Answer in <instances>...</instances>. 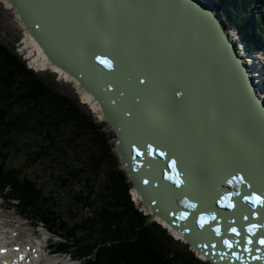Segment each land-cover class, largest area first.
Instances as JSON below:
<instances>
[{"label":"water","instance_id":"95a60500","mask_svg":"<svg viewBox=\"0 0 264 264\" xmlns=\"http://www.w3.org/2000/svg\"><path fill=\"white\" fill-rule=\"evenodd\" d=\"M7 1L48 61L74 77L99 103L115 136L113 152L141 202L214 264H264V245L258 243L264 237V208L259 205L246 201L244 213L231 218L215 195V201L203 200L212 208L197 203L198 214L192 213L193 217L191 208L183 224L164 205L170 194L182 197L187 183L181 179L178 184V176L170 185L162 174L170 169L176 176L182 167L186 169L172 165L185 158L177 142H183L181 129L188 122L186 97H201L191 104L192 114H205L208 121L215 117L233 122L235 115L244 125L254 124V151L264 155V101L228 38L224 20L200 0H165L162 10L154 0H147L145 15L136 13L144 7L140 0ZM183 12L202 30L191 27L195 25ZM202 34L211 42V54L198 53L196 41ZM248 185V190H239L240 198L254 190L264 198L259 192L264 186ZM189 221L199 229L187 228ZM251 224L261 227L249 233ZM232 227L240 236L230 231ZM225 239L234 247L227 248ZM248 239L254 242L248 244Z\"/></svg>","mask_w":264,"mask_h":264},{"label":"trees","instance_id":"16d2710c","mask_svg":"<svg viewBox=\"0 0 264 264\" xmlns=\"http://www.w3.org/2000/svg\"><path fill=\"white\" fill-rule=\"evenodd\" d=\"M257 3L263 0H230L224 5L228 24L241 31L252 49L260 48V34H264L256 26L259 33L255 35L258 40L255 39L253 24L247 15L253 13ZM261 20L263 22V18ZM90 117L85 116L71 98L45 84L0 42V196L5 195L3 197L13 206L20 208L21 214L32 215L48 228L59 239L53 247L56 252L71 254L84 264H200L176 252L173 238L166 229L157 222L149 223L137 208L131 186L115 164L116 157L103 132L104 127ZM67 125L92 139L95 137L90 134L103 133L95 145L102 151L90 149L87 153L84 166L88 165L89 170L85 174L84 166H75L66 149L57 142ZM20 140L26 144L25 166L21 168L8 164L12 150L21 151ZM46 161H51L58 166L51 163L52 167L61 171L55 178L59 187L85 181L86 193L80 192L71 198L73 206L89 207L93 211L91 217L80 221L73 215L75 221H69L62 215L53 195L36 175L29 173V169ZM103 164H107L103 170L105 179L96 195L95 186L90 188L89 182Z\"/></svg>","mask_w":264,"mask_h":264},{"label":"bare ground","instance_id":"6f19581e","mask_svg":"<svg viewBox=\"0 0 264 264\" xmlns=\"http://www.w3.org/2000/svg\"><path fill=\"white\" fill-rule=\"evenodd\" d=\"M1 1L4 3L7 9L13 10V7L8 3L7 0ZM200 1L203 3V5L205 4L204 6H208L214 13L219 14L218 10L211 8L212 5L210 6L206 0ZM140 2L144 7H142L140 10L137 9L136 13L137 15H145L148 1L140 0ZM154 3L157 6V9L162 10L166 2L165 0H154ZM182 16H185L184 18L193 22L195 26L192 25L191 27L196 30H202L191 15L183 12ZM16 18L25 34L23 50L27 54V59L30 61L33 68H35V70L38 72L51 70L57 74L61 80L73 83L77 88L82 101L85 104H88L95 111V113L99 115V117L103 118L104 116L102 115V109L97 100H95V98L89 92L80 86L74 77L70 76L68 73L57 68L48 61L47 57L34 38L29 34L24 23L19 19L17 14ZM147 24L150 25L149 23ZM228 29L230 28L227 27L225 29L228 38L234 45L235 51H237L238 55L243 58V62L248 69L251 79L253 80L255 90H257V95L264 101V87L262 77L263 69L260 67L261 59L259 58L262 56L261 54H248L249 52L247 54L244 53L245 46L239 44L237 39L238 36L233 31H229ZM196 42L201 49L200 52L198 51L200 55L204 52L209 54L212 53L211 42L208 38L204 37L203 34L199 36ZM198 98L201 97H193L192 99L186 97V100L183 102V105L187 107L188 122L181 129L182 133L180 139L183 142L178 141L177 145L182 147L181 151L184 153L185 158L184 160L182 159V161H180V158L176 159V162L173 161L174 166L176 164H180L181 168V166L186 165V169H183L182 167V171L180 170L181 173L176 176L171 173L170 169L168 171L162 172V174L165 176L164 181L168 182L170 185L175 182V177L178 176L179 183L181 182V179L182 184L185 181L187 182L184 185V188L182 187V197L176 198V196L170 194L169 198H167L168 203L165 204L164 201V205L166 207H170V212L173 217L177 221L179 220L182 224L183 222H186V216L188 218L190 217L188 213L191 212V208L192 216L193 214H198L192 205L195 206L197 203H201L202 206L204 198L210 199L211 202L215 201V195L220 196L219 199H217L218 202L225 204L223 205L226 210L225 216L227 215V209H229L230 217L237 218L242 215L241 208L243 209L244 213L245 209L243 205L246 202L244 197H250L258 192H255L254 190L250 193L242 195L240 198L241 192L239 190H248L250 188L248 184L255 185L259 189L261 186H264V155L262 153L258 155L254 151V147L257 146L255 145L256 137L254 135L253 129L254 124L250 123L248 126L244 125L245 122L242 119L240 122H238L235 115H233V122H229L228 120L219 121L215 117L213 120L208 121V117L207 115L205 116V114H201L200 117L197 115V113L192 114L193 108L191 104L196 102ZM232 114H234L233 111ZM228 132H232L234 137L238 140H231ZM228 148L230 150H228ZM240 178L243 179V182H241ZM230 181L231 183H229ZM133 192L135 194L136 200L139 202L141 197L136 192V190H133ZM259 192L264 194V190H260ZM221 197L224 198L223 201ZM229 203H231L233 206L228 208L227 205ZM204 206V209L206 210L210 207L212 208V206L207 202H205ZM145 209L148 214H150L149 212L152 213L148 207ZM2 217L3 215L0 214V219ZM152 217L156 222L164 225L165 229L168 228L170 233L175 235L177 239H183V237L178 233V231L175 230L174 227L166 223L164 220H161L160 217L156 215H152ZM226 219L227 217H225V221ZM189 223H191V225L186 226L187 228H191L192 230V228L196 227V229H199V226L197 227L193 222L189 221ZM192 224L194 226H192ZM197 224H199V222ZM18 226L19 227H16L14 223L10 222L9 220H0V264H33L31 260H33L35 264H72V261L61 262L56 257H49L46 254L47 251L43 250L45 246L41 244L34 245L32 242L30 243L29 241L24 240L25 238L23 239L24 243L19 241V237H21L25 232L22 231L21 225ZM5 228H10L12 233H16L13 239L15 241H19L20 244H13L14 240L11 237V232L4 231ZM6 234L9 235L5 237ZM6 239H10V241H6ZM26 247L30 248L29 252ZM1 251H4L5 253L2 254ZM199 254L205 256L201 252Z\"/></svg>","mask_w":264,"mask_h":264},{"label":"rangeland","instance_id":"374dc122","mask_svg":"<svg viewBox=\"0 0 264 264\" xmlns=\"http://www.w3.org/2000/svg\"><path fill=\"white\" fill-rule=\"evenodd\" d=\"M206 1L208 4H210V6L212 5L211 8L218 10L219 12L218 15L224 20L227 26L231 29V30L230 29L228 30L233 31L238 36L237 38L238 43L245 46L244 53L247 54L249 52L248 54H261L262 57H259V58L261 59L260 67L263 69L262 77H263V87H264V34H260V39H261L260 48L252 49L246 42L245 37L241 33V31L236 26H232L228 24L226 20L227 17H226L224 5L227 3V1L229 2L230 0H227V1L225 0H221V1L220 0L218 1L206 0ZM253 13H251L252 15L251 14L250 15L247 14V15L251 19L252 24H253L252 35H254L255 39H257L255 35H257L259 31L256 28L258 27L262 33L264 32V0H263V3H257L254 6ZM244 18H246V16ZM262 18H263V22L261 20ZM24 40H25V34L18 23L14 9L13 10L7 9L4 3H2V1L0 0V42L3 45L7 46V48L13 53H15L18 57H20L21 60L25 62V64L28 66V68L35 71V73H37V75L40 78H42L45 84L49 86H53L57 92H59L60 94L66 97L71 98L85 116L87 117L91 116L90 119L92 121L94 120L95 123H98L101 126H103L104 127L103 132L104 134H106L107 139H109V143L113 147V151H114L115 136H114L113 131L104 121L105 118L99 117V115L95 113V111L88 104H85L82 101V98L73 83H69V82H65L61 80L57 76V74H55L51 70H46L44 72H38L37 70H35V68H33V66L31 65L30 61L27 59V54L23 50ZM85 134L86 133L84 132H81V134L76 133V131H74L72 128H70V126L67 125L61 130V136L58 137L57 139V142L59 143V145L63 147L64 149H66L69 160L73 161L74 165L77 167H83L84 164H86L87 158H88L87 153L90 152V149L92 150L95 149L96 151H98V153L102 151V149L98 148L99 146L95 147V145L96 143H98L97 142L98 138H102L103 133L100 132L99 133L100 135H96L98 133H96L95 135L90 134L91 137L93 138L95 137L94 139L85 137ZM20 142L21 143H19L18 146L21 149V151L15 152L12 150V153H11L12 155L8 163L10 166H17L19 168L24 167L25 161H26V155H25L26 144L23 145L22 142L24 141L20 140ZM101 143H99L100 146H101ZM115 157H116L115 164H118V171L121 174L124 173L125 175L124 177L126 178V183L131 186L132 190H130V192L133 197V200L137 204L136 205L137 208L140 209V211L144 214V216L148 218L149 223L156 222L155 219L152 217V215L153 216L155 215L149 211L148 212L150 214H148L145 209L147 207L141 202V200L139 202L136 200L135 194L133 192V190L135 191L134 185L128 179L127 175L125 174L116 155ZM106 161L107 159L105 160V162ZM51 163H52L51 161L43 162L37 165L36 167L29 169V173L32 175H36L39 178V181L44 184L46 191L50 192L53 195L54 201L58 205L57 208L61 210L62 215L65 216L69 221L71 219L72 221H75L74 218L79 219L81 221L82 220L81 218L84 219L86 217H91V215H93V211L89 207L84 208L81 204L75 207L72 204L73 202L71 198V197L78 195V193L80 192H85V190L88 189V185L85 183V181H74L71 183L70 186L66 187L67 186L66 185L65 186L66 188L59 187V184L58 182H56L55 178L61 174V171L52 167ZM53 166L58 167L55 164H53ZM84 168L85 169L83 171L84 172L83 174H85V172L89 170V166L88 165L84 166ZM106 168H107V164L105 165L103 164V166H101V169H99V172L96 175V177H92V179L89 182L90 188H91V185L95 186L96 195L99 193L104 183L105 178H104L103 170H106ZM83 176L85 177V175ZM3 196H0V206H1L0 214L3 215L1 219L9 220L10 222H13L16 227H19L18 225H21V229L25 233L23 234L24 236L22 235L21 237H19L20 238L19 241L23 242L24 240H26V241H29L30 243L31 242L34 243V245L44 244L45 246H49L48 248L50 250H51L50 246L54 247L58 244L59 239L49 234V232L47 233L46 231H44L43 225L39 224L38 220H36L30 214H27V213L21 214L20 208L13 206L10 203L11 201L8 198L7 199L4 198ZM241 210L243 213L242 208ZM73 215H74V218H73ZM157 223L160 224L159 222ZM160 226L161 228L163 227L165 229L164 225L160 224ZM9 229L10 228H5L4 231L7 232L9 231ZM11 231L12 230L10 229V232ZM166 231H167V234L173 238V241H174L173 248L176 250V252L184 256H187L190 259L197 260L200 264H214L213 262L208 260L205 256L200 255L199 254L200 252H198L195 248L191 247L184 241L177 239L175 235H172L170 233L168 228H166ZM10 234H11L12 239L16 235L15 232L13 233L11 232ZM8 235L9 234H6L5 237ZM6 241H10V239H6ZM19 241L14 240L13 244H20ZM51 251H55V249L52 248ZM60 256H63L62 258L64 261H70V258H69L70 254H66L65 256L64 255H60ZM52 257L59 258V255H55ZM31 261L33 264H35L33 260ZM71 263L72 264H84L83 261H77V260Z\"/></svg>","mask_w":264,"mask_h":264},{"label":"snow or ice","instance_id":"6c2138e0","mask_svg":"<svg viewBox=\"0 0 264 264\" xmlns=\"http://www.w3.org/2000/svg\"><path fill=\"white\" fill-rule=\"evenodd\" d=\"M104 63H107V61H104ZM150 151H151V149H150ZM173 166H174V162H173ZM240 179H241V182H243V179H242V178H240ZM177 183H179V181H177ZM229 183H231V181H230ZM244 199H245L246 201H248L249 203H251L254 207L257 206V205H259L260 207L264 208V198H262V197H260V196H257V195H255V194H253V195L250 196V197H249V196L244 197ZM227 206H228V207H232L233 205H232L231 203H229ZM192 207H194V205H192ZM213 219H215V217H213ZM245 219H247V217H245ZM204 222H205V221H204V217H201V226H203V223H204ZM258 227H261V226H260V225H257V224H251L246 230H247L249 233H253V231H254L255 229H257ZM230 231H231L233 234H235L236 236H240V232H238L237 229H236L235 227H232V228L230 229ZM215 232L217 233V235H219V234H220V229H219V228H216V229H215ZM247 243H248V244H252L253 241H252L251 239H248V240H247ZM258 243H259L260 245H264V237H261V238L258 240ZM223 244H224L227 248H229V249H231V248L234 247L233 242L230 241V240H228V239L223 240ZM236 244L238 245V244H239V241H236ZM213 247H215V245H213ZM245 251H250V249L245 248ZM233 254H234V253H233ZM238 258H239V257H238ZM257 259H259V257H257Z\"/></svg>","mask_w":264,"mask_h":264}]
</instances>
